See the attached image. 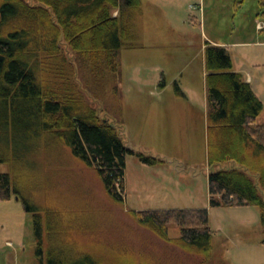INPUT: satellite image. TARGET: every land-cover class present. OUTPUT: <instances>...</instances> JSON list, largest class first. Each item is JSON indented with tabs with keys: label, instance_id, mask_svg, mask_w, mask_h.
<instances>
[{
	"label": "rangeland",
	"instance_id": "obj_1",
	"mask_svg": "<svg viewBox=\"0 0 264 264\" xmlns=\"http://www.w3.org/2000/svg\"><path fill=\"white\" fill-rule=\"evenodd\" d=\"M261 13L259 0H141L135 21L141 49L121 52L119 94L110 88L94 107L121 127L130 149L163 163L147 166L136 156L126 158L120 207L108 198L96 172L58 136L18 124L3 143L8 161L0 164L12 192L10 201L0 202V264H40L39 247L45 262L57 242L65 244V256L75 248L102 261L125 257L147 264H200L128 216L132 211L185 209L208 211L211 264H264L259 210L209 207V174L233 165L207 164L204 69L206 45L222 44L233 71L251 79L263 105L256 123L264 125ZM63 50L73 60L72 52ZM86 76L78 67L77 82L93 105ZM169 237H178L177 227L170 226Z\"/></svg>",
	"mask_w": 264,
	"mask_h": 264
},
{
	"label": "trees",
	"instance_id": "obj_2",
	"mask_svg": "<svg viewBox=\"0 0 264 264\" xmlns=\"http://www.w3.org/2000/svg\"><path fill=\"white\" fill-rule=\"evenodd\" d=\"M31 1L35 5L0 0V164L9 158L3 144L9 132L18 124L35 125L58 136L93 169L108 198L121 207L126 158L136 156L147 166L163 163L130 149L121 127L94 107L110 88L119 94L115 85L121 52L141 49L135 32L141 0ZM259 3L264 17V0ZM204 65L207 164L209 168L233 165L209 174V207H256L264 230V125L256 123L263 105L244 77L232 71L226 48L207 44ZM78 67L86 72L93 105L77 82ZM14 195L18 197L16 191ZM11 197L10 177L0 173V202ZM128 216L166 245L199 259L200 264H211L213 233L206 209L132 211ZM170 226L178 228L177 238L169 237ZM35 233L40 237L36 218ZM64 246L57 242L45 262L39 247L40 264H147L125 257L102 261L75 248L65 256Z\"/></svg>",
	"mask_w": 264,
	"mask_h": 264
},
{
	"label": "crops",
	"instance_id": "obj_3",
	"mask_svg": "<svg viewBox=\"0 0 264 264\" xmlns=\"http://www.w3.org/2000/svg\"><path fill=\"white\" fill-rule=\"evenodd\" d=\"M220 46L219 47H223L224 48V46L222 45V44H219ZM216 46V45H215ZM204 52H205V49H204ZM204 69H205V65H204ZM232 71H233V69H232ZM233 72H235V71H233ZM236 73V72H235ZM240 74V73H239ZM242 75V74H241ZM243 76V75H242ZM205 78H206V73H205ZM245 79V81L247 82V83H249L250 85H251V79L248 77V78H244ZM252 88V87H251ZM205 90H206V87H205ZM160 95H162V93H160ZM206 125H207V115H206ZM258 125H261V124H258ZM207 132V131H206ZM206 144H207V139H206ZM186 210V209H185ZM190 210H196V209H190Z\"/></svg>",
	"mask_w": 264,
	"mask_h": 264
},
{
	"label": "water",
	"instance_id": "obj_4",
	"mask_svg": "<svg viewBox=\"0 0 264 264\" xmlns=\"http://www.w3.org/2000/svg\"><path fill=\"white\" fill-rule=\"evenodd\" d=\"M18 198H16V200H17Z\"/></svg>",
	"mask_w": 264,
	"mask_h": 264
}]
</instances>
